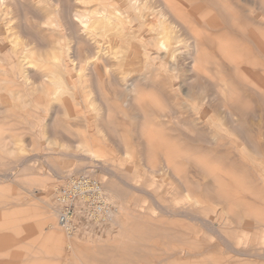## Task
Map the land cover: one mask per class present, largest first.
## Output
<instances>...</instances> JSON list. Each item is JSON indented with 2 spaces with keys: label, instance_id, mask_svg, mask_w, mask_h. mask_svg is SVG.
I'll return each instance as SVG.
<instances>
[{
  "label": "bare ground",
  "instance_id": "bare-ground-1",
  "mask_svg": "<svg viewBox=\"0 0 264 264\" xmlns=\"http://www.w3.org/2000/svg\"><path fill=\"white\" fill-rule=\"evenodd\" d=\"M14 11L33 17L45 35L32 31L28 20L14 24L10 17ZM3 94L22 110L32 102L39 116L53 117L46 141L54 147L69 144L64 137L71 130L65 128V120V127H57L56 120L68 116L72 128L88 134L70 143L94 163L106 160L102 133L114 136L119 125L116 115L122 113V121H137L136 144L120 139L118 143L112 136L123 149L122 164L130 162L156 177L166 174L171 179L172 198L165 205L156 195L161 187L124 183L119 167L103 168L112 177L105 188L92 178L102 186L111 212L106 237L101 239L105 242L96 245L98 250L84 243L82 249L88 247L82 252L84 259L98 261L111 255V261H123L149 250L153 254L156 250L149 248L161 242L166 258L158 264H264V247L254 243L257 239L264 243V0H0ZM105 96L117 99L116 103L104 101ZM176 100L182 102L174 106ZM9 105L0 107V114L19 108ZM40 122L37 128L46 123ZM6 141L0 149L8 158L19 159L23 138L9 135ZM130 199H134L132 209ZM144 199L152 201L151 210L176 219L177 228L161 227L150 214L147 219L140 213ZM47 208L48 236L62 244L59 229L64 230L68 249L76 255L78 228H62L59 211L54 215L52 205ZM203 232L210 241L198 247ZM116 238L122 240L108 245ZM250 241L247 250L244 245ZM221 247L229 256L222 254Z\"/></svg>",
  "mask_w": 264,
  "mask_h": 264
},
{
  "label": "rangeland",
  "instance_id": "rangeland-1",
  "mask_svg": "<svg viewBox=\"0 0 264 264\" xmlns=\"http://www.w3.org/2000/svg\"><path fill=\"white\" fill-rule=\"evenodd\" d=\"M14 15H15V17H14ZM10 17L14 18V22H13L14 24L23 25L26 23L27 26L30 24L29 26H33L32 29L34 28V30H32V31H34L36 34H39V36L41 35L42 37L45 35L43 33V29L40 28L39 23L36 20H34L33 17L25 18L24 16H22V14H20V12L18 14V13H16V11H14L12 16H10ZM17 17H19V18L17 19ZM15 19L17 21H15ZM26 20H28L27 21L28 23L25 22ZM39 29H41L42 32H39ZM3 95L6 96L5 94H3ZM3 95H0V105H1L0 107L1 108L4 109L5 107H8L9 104H11V105H9V107H12L13 104L15 107H19V106L21 107V105L16 103V101H14L11 96L3 97ZM4 99H6V100H4ZM103 100L104 101L106 100L107 102H111V103H116L117 99H112L111 97L105 96V99H103ZM113 100H115V101H113ZM6 102H8V103H6ZM175 102L174 103L172 102V103L174 106H177L182 101L176 100ZM4 103H6V104H4ZM121 104L122 103H119V106L122 108ZM20 107L15 108V110H13V111H7V112L5 111L6 113L4 112L3 114H0V145L2 143L3 144L5 143L6 139H8V137H9V135L10 136H16L19 138H23V140L25 141L24 152H23V154L22 153L20 154L19 159L8 158L7 154H5L2 149H0V212H1L0 213V264H31V263L32 264H70V263L71 264H81L82 262L84 263V260H86V259H87L85 261L86 264H88V263L93 264L91 261H94V264H97L98 262H99L98 264H110L111 262H112L111 264H113V262H114V264L115 263L116 264H121V263L124 264V262L126 264H131L132 261H133L132 264H139L141 262V260H142V263H140V264H145L146 260H147L146 264H149V263L150 264L151 263L158 264V260L160 261V260L165 259L166 258V257H164L165 245H163L161 242H159V243L162 244V246L160 244L158 245V243H157V245L152 246V248H149V249L156 250V251H153V254H152V251L149 250V252L146 253L147 255L146 254L139 255L140 257H142L140 259V262H139V260L136 261V259L140 258L137 255L136 256L134 255L135 257L133 256V258H132V256L128 255L127 257L130 260L129 263L125 259V258H127L126 256L124 257V260H123L124 262L121 261L122 259H120V260L118 259L119 261L118 260L111 261L110 260L111 255L109 256L110 257V259H109L107 257L108 256L107 254H106L107 256L102 255V258L100 256V258H98L100 260H98V261H97V259L93 260L91 258H90L91 259L90 260L88 256H87L88 258L85 257V259H84V256H86V255L82 252L85 251L86 248L88 249V247H89V249H91L90 245L92 246V248L95 245L94 247H96L97 248L96 250H98L99 246L103 245L102 243L105 242V241H102L101 239H104L106 237L105 233H106V227L109 224V218H108L107 222L104 224H95V223H92V222H89V221L83 219L82 217L77 220L78 226L76 224L75 225L78 228V237L76 239L75 244L77 245L76 249L80 248V250H79V253L77 252L76 255H74L75 253H73L72 249H70V248L68 249V239L66 238L67 235H66L64 230H62L61 228H60L61 230L59 229V231H61L60 232L61 235L64 237V240H65V242L62 244L59 243L58 241H56L55 239L48 236V234L50 232V218H49V221H47L48 220V218H47V215H48L47 214V212H48L47 206L51 204L53 207V211L55 212L54 215L58 214L57 212L60 211V206L57 202V193H55V192L56 191L58 192V190H57L58 187L62 188V187H65L64 185H66V184L68 185V183L72 179L79 176L78 174H80V176L86 175V176H89L93 179L98 180L100 183H102L103 187L105 188V184L107 183V181H109V179H112V177L109 173H106L105 169H103V168L111 169V168H113V166L115 168L119 167V168H117L118 171H119V169H123V171L122 172L120 171V173H121L122 181L124 183L127 181L131 184H146L149 188L161 187V189H163L164 193H163V191H161L160 193H157L156 194L157 198H159L161 200V202L165 205H168L169 202H171L170 198H172V195H171V192L168 190V187H169L168 184L171 183V179H169L166 174H164L163 176H157L156 177L155 175L151 174L150 172H148L146 169H144L141 166H139L137 168V165L132 164L130 162H128V163L126 162V163L122 164V160H123L122 150L123 149H122V147L120 149H118L117 144L120 142L118 139L122 140L123 142H127L130 145L136 144L137 135H136V132H134V130H135L134 127H136L137 121H134V120L132 122H131V120L130 121H122L124 119V115L122 113L116 115V121L118 120L117 123L119 125L117 126L116 134H114L115 138L112 135L113 133H111V132L110 133L108 132L109 135H108V133H105V134L102 133L103 137H102L101 144H102V146L105 147L103 149V151H104V153L107 154L106 160L103 163H98V162L94 163V161H92V160H86V158L84 159L82 151H80L79 148H77L75 145L70 143L71 140L83 139V138L87 137L88 134L86 135L85 129L82 130L79 128L77 129L75 127L72 128L70 126L72 121H71V119H69L68 116L63 114V115H60L61 117L59 116L56 119L60 123V125H58L57 127H62V126L65 127L64 125H66L65 128L70 129L71 133H72L70 136H67L68 138L64 137L66 139V142H69V144L62 149V147L60 148L61 145L58 144L57 146L54 147L52 145H49L46 141V138H47L46 136L49 137L50 131L53 129V128H51L49 130V126L51 127L52 125H54L53 124V120H54L53 117L50 116L51 117L50 118L49 116H46L44 113L42 114L43 117L39 116L40 114H37V112L35 111V107L32 104V102L28 103V107L26 109L22 110V109H20ZM32 111H34L35 113H33V116H30V115H32ZM122 111H124V113L126 115H129V116L133 115L132 114L133 111H131V110L127 111V110L123 109ZM26 116H27V118H26ZM1 117H4V118H1ZM6 118H7L8 123H6L7 122L5 120ZM17 118L19 120H17ZM65 118H67V119H65ZM11 119H13V120H11ZM41 119L46 121V123H44L45 125L43 124L42 127H40L42 124V122H40ZM168 119H170V118H168ZM64 120L66 122H70V123H66ZM2 121L3 122L5 121V123L3 124ZM62 121L65 122L64 125H63ZM10 122H11V124H10ZM124 122L125 123L128 122V124L126 125L127 128L125 127V125H123ZM29 123H31V124H29ZM39 123H40V126H39V128H37ZM68 124L72 129L68 126ZM255 126L253 127L251 125L250 128H252V130H254V131H257L255 129L256 128ZM44 127H46V129L48 127L49 132H48V130L44 129ZM119 128L122 131H120ZM11 129H14V130L12 131ZM124 129H128V130H125V131H127V134L124 131ZM45 131H46V133H49V135L48 134L46 135ZM128 131L130 133H128ZM120 132H122V134H123V135H121L123 137L122 139L120 137V134H121ZM76 133H79L80 135L76 134ZM117 133H119V135H118L119 137L117 136ZM124 133H125V135H124ZM41 134H43L45 136H43ZM91 134L94 135L95 133H91ZM20 135H21V137H20ZM72 135L75 138L71 137ZM75 135L78 136V138ZM112 136L114 139H116V141L118 143L113 141L114 139L112 138ZM70 137L73 139H71ZM30 139H31V141H30ZM6 142H8V140ZM56 147H58V148H56ZM77 150H79L80 153ZM61 151L63 153L65 152V154H74V155L68 156V157L67 156L63 157L64 155H61V154H63ZM58 152L59 153L61 152V154H59L60 156L58 155ZM23 155H25V156H23ZM26 155H28V156H26ZM111 155H113V156H111ZM52 156H54V157H52ZM73 157H74V159H73ZM75 157H77L79 159H76ZM25 159L27 162L25 161ZM21 161H23V162H21ZM23 164H25V165H23ZM133 165H135V166H133ZM102 166H104V167H102ZM9 170H11V171H9ZM80 170H82L83 172L81 171V173H79L78 171H80ZM124 170H127V171L124 172ZM130 174L133 175L132 178L130 177V176H132ZM12 175H16V176L12 178ZM56 175H58V176H56ZM16 178H18V179H16ZM130 178H131L132 182L130 181ZM58 183H60V184L58 185ZM63 183H65V184H63ZM50 188H52L53 190L50 191ZM55 188H56V190H54ZM122 188H123V190H125V191H123L124 193L128 192L126 186H122ZM53 191H54V193H53ZM165 199H167L168 202ZM130 200L131 201H130L129 206L132 209V207L134 206V204L132 203V202H134V199H130ZM30 202H32V203H30ZM142 202L140 204L141 207L140 206L138 207V211L140 213H142L147 219L151 216L153 220L156 219L155 220L156 222H158V223L161 222L159 224L161 227H165L168 225V226H172V227L174 226L173 228H177L178 221L176 219H170L166 215H164V213H162L160 211H155L153 209H152L153 211L151 210V202L152 201H150L149 199H144ZM26 205H29V206H26ZM18 207H20V208H18ZM144 208H145L146 212H145ZM2 209H4V210H2ZM31 209H33V210L31 211ZM149 214H150V216H149ZM54 215H53V220L56 219L55 222L56 221L58 222V216H54ZM158 217L161 219H159ZM165 217H166V219H165ZM168 220H169V222H168ZM175 222L177 225H175ZM2 234H5V236ZM256 234L259 236L260 231H258ZM39 235H41V236H39ZM199 235L200 236H198V237L200 239V244H198L199 245L198 247L204 246V244H206L207 241L208 242L210 241V238L207 235V233L203 232V233H199ZM90 238H91V241H90ZM201 238L203 239L202 241H201ZM15 239H16V241H15ZM11 240L13 242H9ZM77 240H78V243H77ZM121 240L122 239H120V238H116L113 245H112L113 241H111L112 243L109 242L108 245L111 244L110 246H114L117 243V241L119 242ZM88 241H90V244ZM176 242H178V241H176ZM216 242H217V244H219V241H217V239H216ZM251 242L252 241H250L249 243L244 245L245 247L249 246V247H247L248 248L247 250H249V248L251 247V244H250ZM84 243L88 244L87 245L88 247H86V245H85L86 248L82 249V247H84ZM254 243H256L258 245L261 244L260 246L264 247V243L261 242L260 239L254 240ZM79 245L80 246L83 245V246L79 247ZM96 245H99V246L97 247ZM177 246H181V243H177ZM202 248H204V247H202ZM221 248H223L222 254L225 256H229L228 254H230V253H228V251H226L225 247H221ZM39 249H40V251H39ZM158 249H160V250L163 249L164 251L163 250L160 251ZM104 250L109 251V248H107V249L105 248ZM156 252H158V255ZM78 254L79 255L81 254V256L83 255L82 257L84 260L82 259L81 256H78V258H77L76 256ZM103 254H104V252H103ZM150 254H152L151 255L152 258L149 256ZM161 254H162V256H161ZM148 256H149V258H151V261H153V262L148 261V259H149ZM158 256H159V258H158ZM137 257H139V258H137ZM134 258H135V261H134ZM154 258L156 259V261H154L155 260ZM105 259H107V260H105ZM108 259L111 262L108 261ZM70 260H72V261H70ZM64 261L66 263H64ZM119 262H121V263H119ZM135 262H137V263H135ZM255 263H257V261ZM248 264H252V263H248Z\"/></svg>",
  "mask_w": 264,
  "mask_h": 264
},
{
  "label": "built area",
  "instance_id": "built-area-1",
  "mask_svg": "<svg viewBox=\"0 0 264 264\" xmlns=\"http://www.w3.org/2000/svg\"><path fill=\"white\" fill-rule=\"evenodd\" d=\"M101 187L99 182L81 175L61 188L57 194L60 226L76 230L77 220L81 217L95 224L106 223L111 205Z\"/></svg>",
  "mask_w": 264,
  "mask_h": 264
}]
</instances>
